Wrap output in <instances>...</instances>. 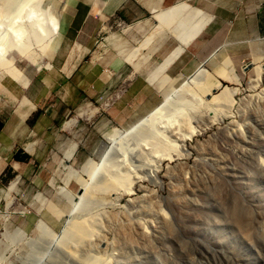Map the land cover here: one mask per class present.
<instances>
[{
    "label": "rangeland",
    "instance_id": "obj_1",
    "mask_svg": "<svg viewBox=\"0 0 264 264\" xmlns=\"http://www.w3.org/2000/svg\"><path fill=\"white\" fill-rule=\"evenodd\" d=\"M31 2L42 18L52 11L51 0ZM256 4L170 0L145 19L108 21L89 59L104 60L117 81L84 100L50 93L52 151L0 186V264H264V59H256L264 47L253 19L238 18ZM23 32L29 50L5 53L2 93V79L26 86L51 66L57 42ZM178 47L182 60L151 83ZM136 75L153 91L141 81L126 91ZM210 84L214 95L231 93V104L209 110ZM188 118L195 131L183 141L160 134Z\"/></svg>",
    "mask_w": 264,
    "mask_h": 264
},
{
    "label": "crops",
    "instance_id": "obj_2",
    "mask_svg": "<svg viewBox=\"0 0 264 264\" xmlns=\"http://www.w3.org/2000/svg\"><path fill=\"white\" fill-rule=\"evenodd\" d=\"M169 1H51L52 9L58 15L59 32L55 49H51L50 58H48L50 68L39 69L33 78H28L29 82L26 86L5 79L1 82L7 93L0 92V186L3 182L1 178L9 167L12 171L24 169V165L31 167L39 162V156L43 152L52 151V138L55 144L58 133L57 124L52 115L54 108H50L52 104L47 101L51 98L50 93L52 94L55 90L68 92L70 93L68 101L74 100V94L77 95L76 97L80 96L79 100H84L90 95L115 85L117 77H113L114 72H110L104 60L89 59L91 50L108 21L111 18L124 22L136 18L142 20L153 14L154 6L160 7L168 4ZM255 1H257L255 10L250 12L244 10L237 15L245 21L253 19L251 25L256 28L258 39L263 41L264 47V0ZM234 22L235 20H229L225 26L233 25ZM210 23L207 26H210ZM211 26L216 30L211 28L210 36L218 34V25ZM195 48L187 51L193 53ZM181 57L175 59L169 67L181 61ZM51 75L58 76L56 82L49 81ZM138 81H141L142 89L153 91L154 88L151 87L150 82L137 75L130 79L125 90H131ZM43 90L45 94L42 93ZM157 94H159L158 91ZM24 97L27 101H23ZM15 155H27L28 158L15 159Z\"/></svg>",
    "mask_w": 264,
    "mask_h": 264
},
{
    "label": "bare ground",
    "instance_id": "obj_3",
    "mask_svg": "<svg viewBox=\"0 0 264 264\" xmlns=\"http://www.w3.org/2000/svg\"><path fill=\"white\" fill-rule=\"evenodd\" d=\"M24 1L26 3V11L24 12V15H22L21 10H23L22 6H24V4L23 5H21V4ZM24 1L23 0H0V64L1 65L2 64L11 65V63L9 61L7 62L4 58V55L7 52H14V53L19 54L20 56H26L25 52H26V50H29V49H27V46H22V42H21V40L23 39L22 34L25 32V31L23 32V28H25V27H30L31 30L34 31V35H38L39 37L42 36V38H48L50 40V42H53V43L57 42V35L59 32V19H58L57 13L53 9H51L52 11L49 12V10H48V12H49L48 15L46 17L42 18L37 13L38 10L36 8V5H37L36 3L31 2V0H24ZM47 6H48V4H47ZM47 6H45V7H47ZM166 15H169V14L162 13V14H160V17L163 18ZM3 18L8 19V21L4 20V21L8 22V24L4 25ZM179 37L182 38L181 36H179ZM182 39H185V37H183ZM181 51H182L181 47H178L170 55H167L164 58L163 62L152 72V74L149 75V81L151 83H154L156 81L155 78L159 74L164 72L167 69V67H169V65L172 64V62H174V60L180 55ZM257 54H258V56L256 57V59L258 61H261L262 58L264 59V49L262 51L258 52ZM263 64L264 63H262V65ZM204 72L205 71H202V73H204ZM202 75L203 74H199L197 77L202 76ZM186 78L187 77L182 76L179 80L183 84L186 81ZM182 86H185V85H182ZM213 89L214 88L211 84L206 85L205 95L210 96V98L208 99V105H211V107L209 106V110H212V107H219L222 105H230L231 104V102H232L231 93L224 92L225 91L224 90L222 93L214 95L213 93H211V90H213ZM167 99H168V97L164 98V100L162 101L161 104L165 103V101ZM162 107L159 106L158 108L151 110V112L148 113V118H150L152 121L155 118L158 110H160ZM158 116L160 118V114ZM161 118H162V116H161ZM154 120H156V119H154ZM191 123L192 122L190 121V118L185 120L183 123H169L168 125L163 126L164 130L162 132H160V134H162V135L164 134L163 136H166L165 133H168L169 136H175V137H177V140L179 139L180 141H183L188 136H191L195 131V127L192 126ZM140 124L141 123H139V125ZM73 149H75V148H73ZM122 184H126V183H122ZM102 185L107 186V183H103ZM158 221H159V219H158ZM160 221H161V225L164 228L170 227L169 223L165 219V215L163 212L160 213ZM86 227H83V229H86ZM74 230H76V229H74ZM77 230H76V232H77ZM88 230H90L89 227L86 231H88ZM79 231H81V230H79ZM82 231H83L82 233L77 232V233H80L79 235L77 234V236H80L81 234L85 233V230H82ZM87 233H89V232H87ZM83 236H84V234H83Z\"/></svg>",
    "mask_w": 264,
    "mask_h": 264
},
{
    "label": "trees",
    "instance_id": "obj_4",
    "mask_svg": "<svg viewBox=\"0 0 264 264\" xmlns=\"http://www.w3.org/2000/svg\"><path fill=\"white\" fill-rule=\"evenodd\" d=\"M14 158H15V159H27L28 156H27V155H22V156L15 155ZM11 172H12V170H11V168L9 167V168L5 171V174H4V175L6 176V175L10 174ZM4 175H3L2 178H1L2 181L5 180ZM8 176H9V175H8Z\"/></svg>",
    "mask_w": 264,
    "mask_h": 264
},
{
    "label": "water",
    "instance_id": "obj_5",
    "mask_svg": "<svg viewBox=\"0 0 264 264\" xmlns=\"http://www.w3.org/2000/svg\"><path fill=\"white\" fill-rule=\"evenodd\" d=\"M250 67H251V63H248V64L245 65V67H244L243 70H247V69L250 68ZM214 90H215V89H214ZM214 90H213V91H214Z\"/></svg>",
    "mask_w": 264,
    "mask_h": 264
}]
</instances>
